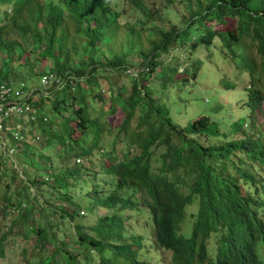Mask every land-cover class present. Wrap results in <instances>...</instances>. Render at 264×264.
<instances>
[{
    "label": "trees",
    "instance_id": "trees-1",
    "mask_svg": "<svg viewBox=\"0 0 264 264\" xmlns=\"http://www.w3.org/2000/svg\"><path fill=\"white\" fill-rule=\"evenodd\" d=\"M147 5L144 0L128 1V15L139 16L130 23L119 19L120 13L114 15L121 7L104 0H0V50L6 54L0 59V83L23 79L28 67L36 80H28L35 90L25 101L30 104L38 93L41 97L35 100L40 103L44 96L41 74L34 70L37 60L44 61L38 63L40 71L48 68L50 58V71L72 75L46 97L62 119L61 130L51 132L40 149L27 143L19 147L25 149L27 160L38 154L23 169L25 178L16 182L20 171L12 166L16 175L7 177L0 166V180H5L0 187V220H7L0 222V244L9 248L17 244L21 258L32 264H60L58 259L62 264H91L93 255L99 259L97 264L107 263L105 249L114 244L120 247L126 239L118 229L102 237L97 222L120 219V211L113 208L118 202L126 207L138 204L123 197L122 191L130 196L136 191L144 193L141 204L154 223L164 222L170 213L169 243L181 264H245V233L264 242V140L249 134L240 140L231 138L223 149H209L203 139L219 134L215 122L200 116L181 126L172 120L168 108L180 102L186 79H196L201 61L193 55L207 50L214 40L222 49L239 37L248 38L264 66V0H156L154 11ZM166 14H174L182 26L167 25ZM20 18L34 19L37 24L22 25ZM160 23L166 26L159 27ZM83 24L91 30L85 36ZM95 33L108 41L100 44ZM83 36L88 41L81 46ZM99 44L107 47L109 55L91 53ZM125 44L133 55L123 60L118 46ZM183 47L188 54L181 60ZM173 49L179 52L172 57ZM166 57L168 61H164ZM14 59L21 61L15 63ZM185 59L189 68L175 95L168 85L150 86L159 69L163 79L172 77L169 72H183L185 65L179 66ZM121 75L129 76L131 83H125ZM260 76L264 79L263 72ZM263 99L264 82L248 92L251 103L259 106ZM43 118L39 125L45 123ZM43 148L46 151L40 152ZM59 149L61 161L52 162L50 156L54 160ZM155 153L157 174L149 160ZM83 157L95 167L80 164ZM103 164L111 179L100 187L95 183V169ZM89 176L93 177L91 189L86 186ZM57 201L61 203L57 205ZM193 201L200 211L193 216L190 234H178L177 225L184 218L180 207ZM103 207L108 212L96 219V210ZM90 213L93 225L81 221L90 219ZM70 226L73 231L66 228ZM129 227L131 240H136V226ZM214 233L219 234L218 245L210 258L207 241ZM32 234L36 238L30 252L35 260L23 255L27 246L20 247L17 240Z\"/></svg>",
    "mask_w": 264,
    "mask_h": 264
},
{
    "label": "rangeland",
    "instance_id": "rangeland-1",
    "mask_svg": "<svg viewBox=\"0 0 264 264\" xmlns=\"http://www.w3.org/2000/svg\"><path fill=\"white\" fill-rule=\"evenodd\" d=\"M129 0H126V4ZM148 3L147 7L151 10H155V3L156 0H144ZM182 1H189V0H182ZM169 2V1H167ZM165 2V3H167ZM164 3V4H165ZM116 15L117 13H120L119 19L123 21H129L132 23V20H136L139 16L137 15H128L126 8L121 7L116 12H114ZM166 16L169 18L168 24L177 25L176 29H179L182 26V23L178 17H175L174 14ZM205 22L207 20H204ZM199 24V22H198ZM82 26V24H81ZM166 26L162 23L159 24V27ZM199 26V25H198ZM84 36L88 34L90 31H86L84 28H82ZM96 30H98L96 28ZM94 33V32H92ZM96 38L99 39L100 44H104L108 41V39H105V36H100V34L95 33ZM18 36V35H16ZM83 36V37H84ZM99 36V37H98ZM125 36V35H124ZM124 36L122 38H124ZM199 36V34H198ZM19 37V36H18ZM86 41L88 39L86 37L83 38L81 41V46L86 44ZM218 40H214L211 45L206 50L205 48L202 49L200 53H195L193 57L198 58L201 63L199 65V69L196 73V79H186L184 82L185 85L182 88L181 94H180V102H174L168 105V108L170 110L171 118L174 122L180 124L181 126H186L190 121L197 119L200 116H209L212 121L215 122L217 125V128L219 129V134L215 136L208 135V139L204 140L205 144H209V149H223L224 147L228 146L230 143L231 137L227 135L225 137V134H228L231 131L239 130L243 132L244 136H248L250 134V131L255 130L257 133V138H260L264 140V117L262 116V113L259 111L260 108L254 109L249 105L248 101V87L250 83V76L248 70H243V68H250V66L253 65L254 60L261 62L262 56L258 53H254V51L251 48V42L246 37H239L238 39L234 40L231 45H225L222 49L227 52L228 54H224L222 52V49L220 48ZM94 46V48L91 50L92 54L101 53L104 55H109V52L107 51V47L105 45L103 46ZM28 48V46L26 47ZM184 50L179 52L178 49H173L172 57L179 52V57L181 60L186 57L188 54L185 47H183ZM118 51H120V57L123 60H126L127 56H132V51L128 48V45H124L123 48L118 46ZM123 53H122V52ZM10 58L12 56L7 52ZM6 56L5 52L0 50V59H4ZM15 60L16 62H19L21 60ZM104 58L101 57L100 61H103ZM169 57H166L164 61H168ZM35 69L37 72H43L42 69L40 71V65L38 63H44L43 60H37L35 62ZM46 63H48V68L52 65V62L50 61V58H47ZM189 61L184 60L179 66L184 67L185 70L180 73L172 74L169 72V79H163L161 72L162 69H159L156 71L155 76L153 80L150 81V86H155V83L157 84H164L168 85V90L172 95L176 94V87L182 85L181 78L186 74V69L189 68ZM261 69V72L264 73V66H261L260 63L258 65ZM21 69V67H19ZM28 69V70H27ZM25 77L23 79H10L7 83H9L13 88H20L23 89L25 92L30 93L31 91H34L35 88L29 82V79L36 80V77H32L29 75L30 68H25ZM46 70V69H45ZM165 71V70H164ZM166 72V71H165ZM188 77H191L190 71H187ZM121 79L128 84L129 82V76H123L121 75ZM117 78L114 77L113 81H116ZM189 80V82H188ZM24 82V86H21V82ZM36 82V81H34ZM117 82V81H116ZM122 82V81H120ZM38 83V81H37ZM40 84V82H39ZM228 84V85H225ZM224 85V86H223ZM156 95H160L159 92L156 91ZM41 95L38 93L36 96L33 94L32 100H30V104L27 102H22L23 109L28 106V109L24 111L23 113H15L11 112L9 116L6 118V126L9 128V130H4L3 133H1L0 137V166H2L4 169H6L7 177H10L12 175H16L12 168H16L20 171V175H16V182L19 181L20 177L25 178V174L23 169H26L29 166V160L34 159L35 156L32 154L30 156L29 160H27L28 156L25 154L24 148L21 147L24 143L29 144L31 147L33 145H36L38 149H40V145L43 144L44 139H46L51 132H58L61 130L62 126V119H59V114L52 108V104L49 101L47 96H44L42 99L43 101L39 103L38 100H35V98H40ZM107 104L108 101H105ZM122 102H119V105H121ZM41 116L44 118L42 119L44 124H38V122L41 121ZM33 117V119H32ZM59 119V120H58ZM56 120V121H55ZM17 131V138L13 136L12 133ZM20 135H23L21 138ZM57 134L54 135L56 137ZM238 136V135H236ZM88 140V138H86ZM2 142H5L6 146L13 147L14 153L10 157L6 155V153L2 152ZM46 142V141H45ZM223 144L219 146V144ZM132 151H135L131 148ZM46 149L43 148L40 150V152H45ZM61 149L56 150L55 153L57 154V157L52 159V156H50L52 162L58 163L60 162L59 154L61 153ZM4 155V156H3ZM157 153L152 154L153 158V168L155 167V156ZM85 160H89L88 157H83ZM27 160V161H26ZM80 158V164H90L89 161H85ZM102 163H104V159L102 160ZM13 164V165H12ZM16 164V165H15ZM160 162H157L156 165H159ZM90 166L95 167L94 165L90 164ZM105 164H103L100 167H96V180L95 183L98 184L100 187L104 185L105 182H109L111 179V176L106 174L105 171ZM90 170H94V168H91ZM26 171V170H25ZM31 171V170H30ZM93 177L89 176L87 179L90 181L86 186L88 189H91L93 184ZM5 180H0V187L2 188ZM32 190L33 185L31 186ZM84 190H82L83 192ZM36 192V190H35ZM38 197L41 193L36 192ZM44 193V192H43ZM45 194V193H44ZM40 200L43 199V197H39ZM83 205V200L80 201ZM61 202L57 201V205H59ZM85 204V200H84ZM88 206V203H87ZM59 207V206H57ZM195 207L192 206L190 209L193 210ZM70 211L72 210L70 207L68 208ZM120 211V209H118ZM141 210H144L150 220L152 231L154 230L153 224L150 218L149 211L146 207H142ZM106 208H98L95 212L96 219L97 217L107 213ZM122 211H120L121 213ZM123 212H129L127 210H124ZM142 211L139 212V214ZM58 213V212H57ZM6 214H9L6 212ZM91 217L88 218H82L81 221L84 223H91L93 225L95 221H93V213L89 214ZM10 221V217H6ZM191 219V218H190ZM54 220V219H53ZM58 220V219H56ZM0 222H7V220H0ZM127 226L124 228V234L126 236V242H131L130 233L131 229L129 227L130 224H133L136 226V233L139 235H143L145 237V248H150L149 243V237H150V230L148 227H145L144 222L141 221H134L133 219L128 218ZM67 226V225H66ZM121 220H112V221H103V222H97V231L102 237H107L112 235L116 229L121 228ZM73 231V226L66 227ZM53 229L57 230V227H54ZM66 232V231H65ZM68 234V233H67ZM188 233H186L187 235ZM36 238V235H27L25 237H17V240L19 242L20 247L26 245L27 250L23 253V255L29 256L32 259L33 254L30 252V247L32 241ZM65 244L69 243L68 237H65L64 239ZM215 243V237L212 238V244H211V250L214 248ZM81 247V246H77ZM135 247V246H134ZM257 249L261 255L262 249H264V244L259 241L257 245ZM51 252V249H49ZM164 251V248H156L153 252H144L139 253L138 258H136L134 255L131 256L127 253L126 250L121 248H115V247H108L105 249V254L107 256V263L104 264H165L163 260L161 259V251ZM49 253V252H47ZM94 260H91L92 263L99 262V259L97 260V256H92ZM262 257V255H261ZM59 258V256H58ZM35 260V259H34ZM60 264H62V260H57ZM61 261V262H60ZM7 264H32L28 259L21 258L20 255V249L18 248V245L15 244L12 248L11 255L9 256ZM100 264V263H99Z\"/></svg>",
    "mask_w": 264,
    "mask_h": 264
},
{
    "label": "clouds",
    "instance_id": "clouds-1",
    "mask_svg": "<svg viewBox=\"0 0 264 264\" xmlns=\"http://www.w3.org/2000/svg\"><path fill=\"white\" fill-rule=\"evenodd\" d=\"M104 1L108 4L117 5L119 7H122V6L125 7L126 6V0H104ZM63 9H64L63 13H66L65 8H63ZM41 19H43V18H41ZM20 21H21L22 25H30L31 27H35L37 24V23L35 24L36 20H34V19L27 20L25 18H20ZM83 28L84 29L86 28L85 24H83ZM86 31H88V30H86ZM259 63L261 65V62H259V61L255 62L253 64V67H255V70H253L251 66L249 69L246 67L243 68V70L249 71V76L251 79L250 83H249V87H248L249 91L252 89H255V88H259L261 86V84H263V82H264V79L260 76L261 69L258 66ZM259 76L261 78L258 81L257 79L259 78ZM249 105L251 107H253L254 109L260 108L259 111L262 113V116L264 117V99L259 106L254 104V103H251V102H249ZM224 134H225V137L227 135H229L231 138H233L235 140L244 139L246 137V136H244L243 132H241L239 130H234V131L230 130V132L228 134H226V133H224ZM250 134L251 135H254V134L257 135L255 130L250 131ZM236 135H238V136H236ZM207 139H208V137L205 140H207ZM206 145H209V144L207 143ZM149 160H150L151 170L153 173H155V167L153 168L152 155H150ZM155 174H157V173H155ZM182 190H184V188ZM129 193L130 192L126 193L125 191L121 192V194L124 195L123 197L127 198L129 196L133 201L136 200L138 203L137 205L130 204V206L126 207V206H122V204L120 202H118L115 206H113V208L120 209V211H122L121 212V218H120L122 227L118 228V231L123 234L124 238H126V236L124 234V228L127 226V224H129V223H126V222H128V218L133 219L135 222L142 220L145 224V227H148L150 230L149 243H150V246L152 247V249L145 248V241H144L145 237L143 235H140V234L137 236L136 240H131V242H125L120 247L119 246L115 247L116 244H114L113 247L124 249L127 251V253L129 255H131V256L134 255L136 258H138L139 253L153 252L156 248H164L165 250L161 251V255H162L161 259L163 260V262L165 264H181L179 259L176 256L175 249L169 243V233H170L171 224H172V221L170 218V213L168 215V218L164 222L159 223V224L154 223L153 220L151 219L152 224H153V228H154V230L152 231L150 220H149L146 212L144 210H141L142 207H145L141 203H142V200L144 198H146V195L144 193H142L141 191H136L133 194H131V196L129 195ZM192 206L195 207L193 210L190 209ZM180 209H183L184 218L177 225V227H178L177 233L182 234L184 236H188L190 234V231H191V224H192L193 216L195 214H197V212H199L200 210H199V207L197 206V204L195 203V201H193L190 204H186L183 207H180ZM124 210H127L129 212H123ZM140 211H142V212L139 214ZM105 214H103V215H105ZM103 215H101V216H103ZM101 216H99V217H101ZM186 233H188V234L186 235ZM218 236H219L218 233L211 234L210 238L207 241V250H208L210 258H213L214 254L216 253V248L218 245V242H217ZM214 237H215L214 248H213V250H211L212 238H214ZM261 238L264 240L263 237H261ZM245 239L248 242L247 261L245 264H261L262 262L264 263V249H262V251H261L262 257L260 255L258 249H257V245H258L259 241H261L263 244H264V242L261 239H257L256 236H251V235L246 234V233H245ZM11 251H12V248H9L7 244H5V243L0 244V264H7L9 256L11 255ZM144 264H146V263H144Z\"/></svg>",
    "mask_w": 264,
    "mask_h": 264
},
{
    "label": "built area",
    "instance_id": "built-area-1",
    "mask_svg": "<svg viewBox=\"0 0 264 264\" xmlns=\"http://www.w3.org/2000/svg\"><path fill=\"white\" fill-rule=\"evenodd\" d=\"M68 76H72L69 74V71H66L62 75H58L50 71V69L44 70L41 72L39 81L41 85V94L43 96L51 95L52 91L66 83ZM21 86H24L23 81L21 82ZM32 93L33 91L27 93L23 89L13 88L9 83H0V137L4 130H9L6 126V118L11 112L20 114L26 111L28 106L23 109L22 102H26L25 100L30 97ZM12 134L17 138V131ZM20 137L22 138L23 135H20ZM5 144V142H2V151L10 157L15 150L13 147L8 148Z\"/></svg>",
    "mask_w": 264,
    "mask_h": 264
},
{
    "label": "bare ground",
    "instance_id": "bare-ground-1",
    "mask_svg": "<svg viewBox=\"0 0 264 264\" xmlns=\"http://www.w3.org/2000/svg\"><path fill=\"white\" fill-rule=\"evenodd\" d=\"M164 9V8H163Z\"/></svg>",
    "mask_w": 264,
    "mask_h": 264
}]
</instances>
